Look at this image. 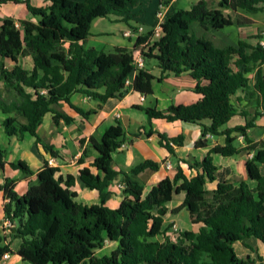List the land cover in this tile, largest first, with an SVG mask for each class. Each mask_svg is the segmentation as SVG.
I'll list each match as a JSON object with an SVG mask.
<instances>
[{
	"label": "trees",
	"instance_id": "trees-1",
	"mask_svg": "<svg viewBox=\"0 0 264 264\" xmlns=\"http://www.w3.org/2000/svg\"><path fill=\"white\" fill-rule=\"evenodd\" d=\"M10 1L26 3L37 20L22 19L18 25L11 17L0 18V110L5 114L7 135L22 138L30 133L37 144L59 157L56 146L38 134L49 112L54 113L55 124L60 119L67 124L73 122L72 116L55 110L54 104L65 101L88 116L94 110L86 111L72 103L73 93L82 92L104 103L111 97L123 98L130 91L152 94L155 80H162L168 73H187L197 80L199 100L172 104L167 111L144 108L145 112L150 118L201 124V137L196 143L200 147L208 146V134L226 136V142L213 146L203 160H185L195 170L194 175L186 176L178 164L173 178L160 180L148 192L134 177L147 168L158 169V162L147 159L122 171L125 188L116 208L107 204V197L109 184L119 174L112 166L113 153L128 140L121 122L107 128L100 139L90 137L99 151L93 162L97 171L88 166L80 169L86 186L99 191L100 203L78 202L72 190L74 176L63 180L57 176L58 167L49 161L38 171V181L23 195L14 190L15 180L8 179L0 190L9 200L5 205L7 217L17 223L13 227L15 238L20 239L17 253L34 264H252L251 257L239 256L235 243L250 247L246 239L251 237L264 243V139L249 133L257 118L264 115V43L253 41L264 36L253 35L236 45L219 47L197 35L193 25L222 30L247 23L248 18L226 10L259 12L264 10V0H218L216 5L199 0L188 9L175 8L167 14L161 36L145 55L146 59L157 58L159 76L146 65L137 69L133 52L127 47L107 52L85 44L95 18L124 14L137 0H51L47 7L34 6L30 0H0V6ZM171 1L160 3L164 6ZM152 35L153 28L137 39L135 47L149 42ZM27 55L32 56V69L19 61ZM132 75L131 84H126ZM243 99L251 105L252 116L249 108L240 107ZM237 114L243 115L246 123L223 128ZM154 132L150 129L146 134ZM158 133L172 155L176 154L175 146L184 143L183 134L169 137ZM243 152L252 153L246 164L256 186L242 181L241 193L235 194L232 182L219 181L215 189H207L206 183L217 179L212 154ZM5 153L0 148V169L6 163ZM10 164L26 174L33 173L25 161ZM182 193L183 202L172 211L186 208L197 228L174 231L171 237L163 228L167 203ZM107 241L118 244L109 254L98 255L97 249ZM12 251L9 245L0 246V259Z\"/></svg>",
	"mask_w": 264,
	"mask_h": 264
},
{
	"label": "crops",
	"instance_id": "crops-1",
	"mask_svg": "<svg viewBox=\"0 0 264 264\" xmlns=\"http://www.w3.org/2000/svg\"><path fill=\"white\" fill-rule=\"evenodd\" d=\"M34 6L47 7L51 4V0H30ZM199 0H173L168 5H164L166 14L171 13L175 8H190L193 3ZM154 6L149 10L151 27L146 29L144 18L146 6L143 2L129 6V11L121 15H109L97 17L93 20L90 29V35L86 39L87 47H95L99 50L112 52L118 46H124L129 49L135 47L137 36H125L124 32L136 29L138 26H143V34H147L156 21V13L161 8L160 0H153ZM218 0H210V4L216 5ZM233 16L241 14L249 19L247 23L234 24L225 27L222 30L213 28H204L198 23L193 25V31L199 35L211 39L217 46L223 47L226 45H236L241 39H248L253 35L264 36V10L251 13L242 9L231 11ZM11 17L19 25L22 19L36 21L31 11L27 8L24 2L10 1L0 6V18ZM143 20H142V19ZM125 22V23H122ZM119 34L123 38L116 34ZM125 39L130 41V44L125 43ZM264 41L261 39H253L254 42ZM1 58V57H0ZM154 62L149 61L151 71L156 75H160L159 69L155 66L157 63L156 57H151ZM20 63L28 69H32L33 59L31 55L21 56ZM12 66V61H7ZM255 75V74H254ZM205 83V80H203ZM197 80L190 74L176 75L173 73L165 74L162 80L154 81V92L149 95H144L138 91H130L123 98L111 97L106 102L92 98L82 92H75L71 96V101L75 105L83 108L86 111L94 110L90 115L84 116L78 113L69 103L62 101L54 104L55 110L62 111L74 118L73 122L67 124L63 119L59 120L58 124L54 122V113L46 114L43 122L38 127V134L41 138L50 144H54L59 152V157H53L47 152L43 146L37 144L36 138L26 133L22 138L15 135L9 136L5 133L3 120L5 114L0 110V148L5 149V166L0 169V185H4L8 179L15 180L14 190L18 194L23 195L27 192L31 184L38 181V171L43 168L46 161L53 159V166H57L59 171L57 176L66 180L69 175L75 178V184L72 190L76 192L75 199L83 204H98L101 202L100 193L96 189H91L83 182L80 177V169L84 166L90 167L93 171L97 169L93 166L95 158L99 151L94 148L90 141V137L100 139L107 128L121 122L128 135V140L124 145L113 153V168L119 172L115 179L109 184L110 191L107 197V204L116 208L120 205L123 194L119 188V183L123 182L122 171H129L134 166L147 159H152L160 164L158 169L147 168L137 174L134 178L140 181L145 192H148L160 180L171 177L173 178L177 172L178 164L182 166L186 176L194 175L195 170L191 169L187 159L196 158L201 161L207 155L209 150L216 144H224L226 136L208 134V146L200 147L196 143L201 137L202 126L199 123L186 122L182 120L169 121L165 118H150L144 108H156L158 110L167 111L172 105L192 104L199 100L200 94L196 91ZM239 95H244L238 92ZM241 108H249L252 116L253 110L249 102L245 99L240 102ZM210 120H205L204 123L210 124ZM246 123V118L237 114L223 127H234ZM256 125L249 129V133L256 139H264V115L257 118ZM150 129L156 130L152 134L147 135ZM163 132L169 137H174L179 134L185 136L182 146H175L176 154L172 155L167 148L161 143V138L158 132ZM138 134V136H135ZM242 141V136L239 137ZM213 161L217 166L216 176L214 181H208L206 187L209 190L216 188L219 181H230L233 183V192L241 193V183L246 181L251 187H255L256 180L249 177L247 169V160L252 156V153H240L232 156H224L219 153H213ZM186 160V161H185ZM25 161L32 169V174H26L19 168L11 166V162ZM166 163H171L172 168L168 169ZM261 171L264 173V165L261 166ZM184 194L175 195L174 199L167 203L168 212L164 217L163 228L167 235H174V227L181 230H196L195 224L192 223L189 211L183 208L179 212H173L172 209L179 206L183 202ZM9 200L5 198V191L0 190V246L9 245L13 251L8 252L9 257L0 259V264H34L17 253L20 244V239L15 238L13 228L17 225L11 221L12 225H7V215L5 205ZM162 236H159L161 240ZM240 244L241 252H238L237 244ZM236 242L235 248L240 257H251L252 264H264V243L256 238L246 239V243ZM115 241H107L103 248L97 249L96 253L100 255V251L105 249L111 252L117 246ZM109 248V249H108ZM109 254V253H108ZM105 255V254H103ZM262 257V260L259 259Z\"/></svg>",
	"mask_w": 264,
	"mask_h": 264
},
{
	"label": "built area",
	"instance_id": "built-area-1",
	"mask_svg": "<svg viewBox=\"0 0 264 264\" xmlns=\"http://www.w3.org/2000/svg\"><path fill=\"white\" fill-rule=\"evenodd\" d=\"M25 1V0H22ZM164 6H161V8L157 11L156 13V24L155 26H153V35L150 38L149 42H144L142 43L139 47H134L132 49L133 52V60H134V64L136 66L137 69L143 68L145 67V63H146V53L149 51L150 45L157 40L161 34H162V23L165 21L166 19V12L164 11ZM144 32V27L143 26H138L136 29H132V30H128L124 32V35L129 37V36H137L138 38L143 34ZM262 43H264V41H262ZM136 69V70H137ZM136 73V72H134ZM133 73V75H134ZM133 75L132 77H128L126 80V84H131L132 79H133ZM124 145V144H123ZM122 145V146H123ZM49 164H53V159L49 161ZM166 167L168 169L172 168L171 163H166ZM119 188L120 189H124L125 188V184L124 182L119 183ZM7 225L11 226L12 223L10 221V218H7L6 221ZM4 258H8L9 257V253H4L3 256Z\"/></svg>",
	"mask_w": 264,
	"mask_h": 264
},
{
	"label": "rangeland",
	"instance_id": "rangeland-1",
	"mask_svg": "<svg viewBox=\"0 0 264 264\" xmlns=\"http://www.w3.org/2000/svg\"><path fill=\"white\" fill-rule=\"evenodd\" d=\"M145 3V6H146V10H145V14H144V18H147L148 19V22H145V27H146V29H149L150 27H151V25H150V21H149V17L151 16V13H150V11L149 10H151L150 9V7L152 8L153 6H154V2H153V0H138V3L139 4H142V3ZM142 19V18H141ZM143 20V19H142ZM122 23H125V22H122ZM126 24V23H125ZM144 26V25H143ZM144 27V28H145ZM264 29V28H263ZM145 31V30H144ZM116 34L119 36L120 34H119V31H116ZM120 37L121 38H123V36L122 35H120ZM125 43L126 44H130V41L129 40H127V39H125ZM149 61H152V62H154V59L153 58H148L147 59V66H150V65H148L149 64ZM178 230H181V229H178V227H174V231H178ZM162 238V237H161ZM238 243V242H237ZM240 244L238 243L237 244V249H238V252H241L240 250H241V248H240V246H239ZM109 249V248H108ZM108 253H110L109 252V250H107V249H105L104 251H100V255H103V254H108Z\"/></svg>",
	"mask_w": 264,
	"mask_h": 264
}]
</instances>
